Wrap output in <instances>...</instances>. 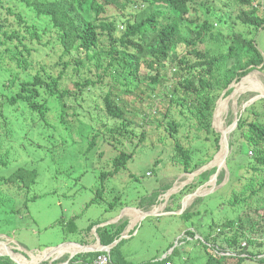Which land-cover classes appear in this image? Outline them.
Segmentation results:
<instances>
[{
    "label": "rangeland",
    "instance_id": "374dc122",
    "mask_svg": "<svg viewBox=\"0 0 264 264\" xmlns=\"http://www.w3.org/2000/svg\"><path fill=\"white\" fill-rule=\"evenodd\" d=\"M211 1L214 4L213 0ZM222 1L227 3L228 8H225L228 10L227 16L223 15V10L215 2L222 18L212 8L210 15L205 14L206 11L201 6L202 0H193L190 5L192 18L197 25L205 20L209 21L215 38L207 35V45L203 48L212 49L215 53L228 47L226 42L234 31L247 33V28L236 18L240 11L251 10L253 6L260 5L258 1L261 2L253 0L252 7H249L240 4L238 0ZM263 7L258 9L262 16ZM106 9L107 12L102 15V19L117 23L116 35L120 38L126 22L134 19L139 8L138 5L130 3L125 10L113 5H106ZM0 13L3 23L0 43L6 41L5 32H21L29 42L31 32H26V25L40 24L36 12L27 8L21 0H0ZM18 15L26 24L19 23ZM197 25L193 29H196ZM247 36L255 39L264 57V29L253 30L252 34ZM31 40L34 43L29 42V49L32 51L29 55L26 51L22 55L19 54L17 42L5 46L0 44V243H4L0 244V264H18L16 258L11 256L14 251L13 244L19 249L15 250L18 254L22 252L20 249L34 253L77 243L79 237L75 236L76 231L92 221L102 224L120 215L123 219L106 229L112 234L125 225L127 230L131 229L136 223L134 221L139 219L133 213L130 216L125 215L126 207L129 206L145 212L155 209L153 216L147 217L137 227L134 240L117 245L120 258L126 255L134 262L142 260L141 264L154 262L160 260L173 247L176 248L178 264L184 263L183 259L188 260L186 264H206L209 254L205 252L201 242L199 240L185 242L184 233L189 224L184 222L181 215H174V212L166 216L156 215L159 212V208H156L157 203L160 207L165 206V200L163 197V200H160L159 197L161 192L167 189L170 190L168 192L176 194L170 199L168 209L164 211L169 212L175 208L174 210L180 213L184 204L191 201L186 207L191 213L197 211L200 214L194 216L192 220L198 234L204 235L202 238L204 245H215L219 248H228L230 251H249L252 254L264 252V191L251 197L253 188L262 187L264 165L262 172L252 171L251 166L254 165L252 156L240 155L243 141L240 139L238 129L241 118L239 113L253 104L263 116L261 123L264 124V94L261 92V89H264V66L254 69L246 78L228 86L220 97L218 95L221 89L216 91L218 100L213 110L211 127L214 130L213 135L216 133L221 135V148L215 154L217 152L215 138L210 136V141L206 142L210 147L197 153L199 160L195 158V163L204 162L206 165H202L192 174H185L174 162L176 151L166 130L169 126L168 121H184L180 115V108L172 107L163 126L157 128V121H161L162 116L158 115L155 123L145 116L148 112L151 113L150 117L156 116L152 112L154 110L152 100L147 99L144 102L139 94H122L120 97L128 102L123 120L115 121L107 117L105 105H102L99 111L102 120L99 124L105 122L107 128L99 130L97 146L89 152V141L76 144L74 139L80 136L79 123L82 128L90 123L84 136L90 131V134H94L92 131L99 127L95 114L83 113L87 117L81 118L75 127H70L61 122V109L57 98L50 99L44 119L32 115L24 103L13 102L12 99L20 92L19 85H12L16 76L15 82L20 83L33 79L37 72H42L41 68L48 72L50 68L59 70L56 63L63 48L57 41V36L48 34L40 40L36 38ZM100 47L104 50L111 47L105 33L101 34ZM7 48L11 49L12 53L15 51L21 61H13L12 53H6ZM178 53L185 54V47L180 46ZM81 58L84 60V57ZM87 71L88 67L84 72L85 78ZM174 73L175 67L168 66V77L171 78ZM142 74L147 72L143 71ZM72 76L74 73L68 72L66 78ZM113 83L112 79H107V85ZM137 84L138 81L133 79L131 87ZM241 84L239 97L232 98L235 89ZM108 90V86L104 85L101 87V93L92 90L82 101L85 108L94 112L97 106L103 103ZM157 104L159 108H163L161 111L164 115L167 110L164 103L157 101L156 107ZM92 116L96 118L90 121L89 118ZM111 128L114 132H110ZM28 136L34 141L30 142ZM88 137L90 138V135ZM178 138L186 148L191 145L193 148L195 139L192 132L183 130ZM163 141L167 142L165 148L162 145ZM24 142H28L30 146H26ZM233 143L234 147L231 146ZM125 154L130 157L119 174L104 176L103 174L108 175L116 171L115 161ZM230 157L237 161L227 163ZM19 166H25L30 170L36 169L38 174L36 183L28 181V186H14L3 180L16 172ZM102 180H106L105 183H102ZM251 182H254L252 187L244 192L245 186ZM193 184L196 188L188 190V186ZM233 197L241 202L235 210L230 207V203L234 201ZM242 198L248 200L243 202ZM72 203L80 206V212L85 206L89 208L91 204L95 205L90 206L84 216L82 214L76 219L71 214H64L65 209ZM148 203L150 204L146 205ZM144 215L142 213L140 216ZM231 218H236V223H242L245 230L236 227L225 228L224 222ZM56 220L58 223H55ZM58 231L65 232L66 235L62 237L65 240H57ZM7 241L11 246V255H4L3 252L7 251L2 247H8L5 245ZM19 258L22 259L20 256ZM244 264L260 263L255 258H248Z\"/></svg>",
    "mask_w": 264,
    "mask_h": 264
},
{
    "label": "trees",
    "instance_id": "16d2710c",
    "mask_svg": "<svg viewBox=\"0 0 264 264\" xmlns=\"http://www.w3.org/2000/svg\"><path fill=\"white\" fill-rule=\"evenodd\" d=\"M238 1L249 7H252L253 4V0ZM21 2L27 8L33 9L37 14V19L40 20L39 25H26V32H31L29 33L30 44L34 43L31 40L33 38L40 40L43 36L55 34L63 49L56 63L59 70L50 68L48 72L45 68H41L42 72H37L31 80L16 83L14 79L17 76L13 79L12 85H19L20 92L12 101L24 103L32 115H38L44 119L50 99L57 98L61 109V122L70 127H75L81 118L87 117L83 113L95 114L99 127L92 131L94 134H90V131L84 136L90 123L85 128H82L79 123L80 136L77 137L78 139H74L76 144L89 141V152L97 146V139L100 138L99 130L107 128L105 122L99 124L102 120L99 113L102 105H105L107 117L120 121L123 120L124 114L127 112L128 104L120 96L122 94H139L144 102L147 99L153 101L154 110L152 112L156 116L150 117V112H148L145 114L148 119L155 123V120L159 118L158 115L162 116L163 119L157 121V128L163 126L172 107L180 108V115L184 121L170 120L166 130L170 134L169 138L176 151L174 162L183 173L192 174L202 165H206L204 162L195 163V158H198L199 151L210 147L206 143L210 141V136L215 138L214 143L217 151L215 154L221 148V135L218 133L213 135L214 130L211 127L213 110L218 97L236 80L240 81L254 69L264 66V57L258 49L255 39H250L247 36L252 34L253 30L264 29V15L259 14L258 10L262 8L261 4L253 6L251 10L239 12L236 19L247 28V33L234 31L232 37L226 42L228 47L215 53L212 49L203 48L204 45H207V35H211V38L214 39L215 34L212 32L208 20L197 25L192 18L190 5L193 0H21ZM213 2L214 4L211 0H202L201 6L206 11L205 14L210 15L212 8L216 14L220 15V11L216 9L218 4L219 8L223 10V15L227 16V3H223L222 0H213ZM130 3L138 5L139 9L135 13L134 19H129L126 22L124 33L118 38L116 35L117 23L102 19V15L107 12L106 5H113L125 10ZM18 19L21 25L26 24L20 15H18ZM44 20L45 24H43ZM195 25L197 27L193 29ZM2 28L0 13V30ZM102 33L106 34L111 45L108 50L100 47ZM4 35L6 43L1 42V45L17 42L16 47L20 55L24 51L28 55L32 52L29 49L28 38L21 32H5ZM180 46H184L186 49V53L183 55L178 53ZM6 53L11 54V49L7 48ZM81 57H84V60ZM12 60L21 61L15 51L12 53ZM171 65L175 67V73L170 78L167 69ZM87 67V77L85 78L84 72ZM143 71L147 74H142ZM68 72H73L74 76L66 78ZM108 78L112 79L114 83L107 85ZM133 79L138 81V84L131 87ZM103 85L108 86L109 90L105 94L103 103L97 106L94 112H91L85 108V103L82 101L92 90L101 93ZM219 89L221 92L217 97L216 91ZM229 93H231L230 90ZM157 101L164 103L167 109L164 115L161 111L163 108H159L158 104L156 107ZM254 106L253 104L247 109L244 108L239 113L241 118L238 129L240 139L243 141L240 155L244 154L243 157H245L254 152L252 156L254 165L251 166V170L262 172L264 124L261 123L263 116ZM96 117L92 116L89 120L93 121ZM183 130H189L194 134L193 148L192 145L186 148L180 142L178 136ZM110 132H114V129L111 128ZM87 135H90V138ZM28 138L30 142L34 141L31 136ZM24 143L26 146H30L28 142ZM162 145L165 148L167 142L163 141ZM231 146L234 147V143ZM129 157L130 155L125 154L121 159H117L115 161L116 171L103 175L118 174L120 169L125 167ZM236 161L230 157L227 163ZM230 171L232 172L231 168ZM234 172L235 166L233 174ZM37 177L36 169L30 170L25 166H19L16 172L3 180L14 186H28L27 182L36 183ZM105 181L102 180V183ZM253 183L246 185L244 192L250 189ZM194 185L188 186V190H193ZM262 191H264V176H262V187L253 188L251 197L257 196ZM162 192H166V190ZM233 199L230 207L235 210L241 202L236 197ZM242 200L246 202L248 198H242ZM199 215V212L191 213L188 209L181 217L185 223H188L194 216ZM235 219H227L224 222L225 228L236 227V229L245 230V226L242 223H236ZM125 226L119 228L114 234L106 228L102 229L99 232L102 244L112 245L120 237ZM187 236H191L194 239L192 241H195L194 234L189 230L186 231L184 240L190 243ZM199 241L205 252L209 254L206 264H244L248 258H255L260 264H264V252L258 254L242 250L229 252L228 248H215V245L207 246L203 241ZM117 253L116 247L111 252L112 260L115 264H120L116 256ZM228 253H236V255H227ZM176 257H178L176 248L172 247L160 260L144 264H178ZM23 260L27 264V261ZM182 261L184 263L181 264L188 263V260L183 259Z\"/></svg>",
    "mask_w": 264,
    "mask_h": 264
},
{
    "label": "clouds",
    "instance_id": "9594fccd",
    "mask_svg": "<svg viewBox=\"0 0 264 264\" xmlns=\"http://www.w3.org/2000/svg\"><path fill=\"white\" fill-rule=\"evenodd\" d=\"M258 3L259 4H261L262 5V7L264 6V0H261V2H259L258 1ZM258 6V5H257ZM264 8V7H263ZM249 76V75H248ZM237 81V80H236ZM235 81V82H236ZM233 85V84H232ZM250 156H253V153H251L250 154ZM207 172V171H206ZM119 174V173H118ZM200 174V173H199ZM168 191H170V190H166V192H161L162 194L160 195V197H159V199L160 200H165V206H162V207H160V205L157 203V206H156V208H162L163 209V212H162V214H159V213H156V215L158 216V217H160V216H166V215H170L172 212H174V215H182L185 211H187V207H186V205H188L189 206V203L191 202H189V201H187V203L186 204H184V207H183V211H181L180 213H177L176 211H171V210H169V212H167V211H164L165 209H168V204H169V202H170V199L174 196V194H176L175 192L174 193H170V192H168ZM191 195V194H190ZM197 195H202V194H200V193H197ZM162 197H163V199H162ZM191 197V196H190ZM186 207V208H185ZM127 208V207H126ZM128 208H130V209H127V211L125 212V215H131V211H133V210H135L133 207H128ZM153 209L154 208H152L151 209V211H148V212H145V211H141V212H143L144 214H145V216L143 217V218H141L139 221H137V223H134V225L131 227V229H129L128 228V230L126 229V227L124 228V230L122 231V233H121V235H120V237L119 238H117L115 241H114V243L112 244V245H110V246H103V245H101L100 244V242H99V244L98 245H96V246H94L93 248H92V250L91 251H89L88 253L87 252H81V253H79V254H77V255H75L74 257H72L71 259H69L70 258V256H68V255H64V256H62L61 258H64V257H67V259H68V263L67 264H74V263H77V264H82V263H84V262H86V261H88V260H92V259H95L98 255H100V254H103V255H105V256H108L109 258H110V261L112 262V264H115L114 262H113V260H112V256H111V252H112V250L114 249V248H116L117 247V245H120V243H122V242H124V241H127V240H131V239H133L135 236V234L137 233V227L143 222V220H145L147 217H149V216H153L152 214H154L153 213ZM137 211V210H136ZM139 211V210H138ZM176 212V213H175ZM197 211H195V213H196ZM124 215V216H125ZM155 215V216H156ZM123 218H122V216L121 217H119L118 219H116L115 221H112V223H118L119 221H121ZM116 225V224H115ZM108 226H113V224H109V225H101L100 226V228L99 229H101V228H106V227H108ZM195 225H193L192 224V226H191V228L189 229V231L190 232H192L193 234H194V237H195V241L196 240H203L202 238L204 237V235H199L198 234V231H197V229H196V227H194ZM126 229V230H125ZM118 229H116V231H117ZM91 231V230H90ZM186 231H188V230H186ZM186 231H185V233H186ZM95 233H96V228H95ZM185 233H184V236H185ZM188 237V240L189 241H192V240H194L193 238H191V236H187ZM7 240H9L8 238H6ZM11 240V239H10ZM15 242V241H14ZM13 242V243H14ZM0 244H4V243H0ZM10 243H9V241H7L6 243H5V245L7 246L8 245V250L11 252V246L9 245ZM71 246V245H70ZM70 246H66V247H59V248H48V249H46V250H44V251H40V252H34V253H31V252H27V255L28 256H26V255H24V252H21V251H23V249H20L21 251V253H18V254H16V252L17 251H15V250H19V249H16L15 247H17V246H15L14 244H13V250L14 251H12V256L13 257H15L16 259V261L18 262V264H21L20 263V258H19V256H21L22 258H24L29 264H37V261H36V256H37V254H39V253H44L45 251H47V250H49L50 251V254L54 257V256H56V255H58V253L60 252V251H62V250H64V249H68ZM19 248V247H18ZM215 248H219V247H215ZM93 249L95 250V251H93ZM170 252H172V250L170 251ZM67 253H70V252H67ZM66 253V254H67ZM84 253V254H83ZM86 253V254H85ZM80 255V256H79ZM84 256H88L87 258L86 257H84ZM247 256V255H246ZM78 257V258H77ZM86 258V259H85ZM260 258H262V257H260ZM85 259V260H84ZM43 264H45V263H43ZM60 264H65V263H60Z\"/></svg>",
    "mask_w": 264,
    "mask_h": 264
},
{
    "label": "crops",
    "instance_id": "0c3cea01",
    "mask_svg": "<svg viewBox=\"0 0 264 264\" xmlns=\"http://www.w3.org/2000/svg\"><path fill=\"white\" fill-rule=\"evenodd\" d=\"M59 205H61V204H59ZM95 205V203L94 204H91L90 206H94ZM90 206H89V208H90ZM79 205L77 206V205H75L74 203H72L70 206H69V208L68 209H65V211H64V214H71L72 215V217L73 218H76L77 219V217H80L82 214H83V216L85 215V213H86V211H88L89 210V208L87 207V206H85L84 208H82V211L80 212L79 211ZM126 209H130V208H126ZM155 209V208H154ZM161 208H159L158 210H159V212L158 213H160V212H163V209H161ZM175 208H173L172 210L173 211H175L174 210ZM112 211H115V210H112ZM133 214H134V216H136V218L137 219H141V218H143L144 216H140L139 215V211H138V213H137V211L136 210H133V211H131ZM154 213V212H153ZM176 213V212H175ZM83 216H82V218H83ZM120 217V215L119 216H115L110 222H103L102 224H96L95 222H89V223H87L86 225H84V226H82V227H80L79 228V230H77L76 231V233H75V236H77V237H79L78 238V242L77 243H74V244H71V246L70 245H68V246H70L68 249H64V250H62V251H60L59 253H58V255H56V256H54V257H52V259H54V262H50V263H52V264H60V263H65V264H67L68 263V259H67V257H64V258H61L62 256H64V255H68V256H70V258L69 259H71L72 257H74L75 255H77V254H79V253H81V252H89V251H91L92 250V248L94 247V246H96V245H98L99 244V242H100V244L101 245H103V246H105L104 244H102V239L100 238V235H99V232L100 231H102V229L103 228H101V229H99L100 228V226L101 225H109V224H113V226L117 223H112V221H115L116 219H118ZM64 218V217H63ZM81 218V219H82ZM75 219V222L77 221ZM80 219V220H81ZM139 220H136V221H134V222H136L137 223V221H139ZM193 222H194V220H192V221H190V222H188V224H189V226H188V228H187V230H189L190 228H191V226H192V224H193ZM55 223H58V220H56V222ZM92 226V229H91V231H90V227ZM95 228H96V233H95ZM63 235H66L65 234V232L64 233H61V232H59L58 231V238H57V240H60V241H63V240H65V239H63L62 237H63ZM135 236V235H134ZM135 238H133V239H131V240H134ZM59 247H61V246H57V247H55V248H59ZM64 247H66V246H64ZM93 251H95L94 249H93ZM22 252H24V255H26V256H28L27 255V252L28 251H26V250H24L23 249V251ZM67 252H70V253H67ZM67 253V254H66ZM84 254V253H83ZM86 254V253H85ZM80 256V255H79ZM117 257H118V259H119V263L120 264H141L142 262V260H138V261H136V262H134V261H131V260H129L127 257H126V255L123 257V258H120L119 256H118V253H117V255H116ZM23 261V260H22ZM49 263V264H50ZM45 264H48V263H45Z\"/></svg>",
    "mask_w": 264,
    "mask_h": 264
},
{
    "label": "built area",
    "instance_id": "2783aa9c",
    "mask_svg": "<svg viewBox=\"0 0 264 264\" xmlns=\"http://www.w3.org/2000/svg\"><path fill=\"white\" fill-rule=\"evenodd\" d=\"M229 252H232V251H229ZM227 255H234L235 256L236 253H228ZM242 256L245 257L244 255H242ZM52 257L53 256L50 254L49 250L45 251L44 253H39L36 256L37 264H43V263L49 264L50 262H54V259H52ZM50 264H52V263H50ZM82 264H112V262L110 261V258L108 256L100 254L95 259L88 260Z\"/></svg>",
    "mask_w": 264,
    "mask_h": 264
},
{
    "label": "bare ground",
    "instance_id": "6f19581e",
    "mask_svg": "<svg viewBox=\"0 0 264 264\" xmlns=\"http://www.w3.org/2000/svg\"><path fill=\"white\" fill-rule=\"evenodd\" d=\"M241 86H242V84L241 85H239L238 86V88L237 89H235V92H234V95L232 96V98H234V99H236L237 97H239V95H240V89H241ZM261 87H262V85H261ZM263 88H264V86H263ZM261 92L264 94V89H261ZM231 109V108H230ZM224 146H225V144H224ZM223 148H225V147H223ZM222 160V159H221ZM192 178V177H191ZM183 183V182H182ZM137 213H138V211H137ZM143 212H140L139 211V215H141ZM4 249H6L7 251H3L4 252V255L6 254V255H11L10 253V251L8 250V248L7 247H4V246H2ZM1 252V251H0ZM12 256V255H11ZM21 257V256H20ZM24 259V258H23ZM22 259H20V261H21ZM21 264H26L25 263V261H22V263ZM27 264H29L28 262H27Z\"/></svg>",
    "mask_w": 264,
    "mask_h": 264
},
{
    "label": "water",
    "instance_id": "95a60500",
    "mask_svg": "<svg viewBox=\"0 0 264 264\" xmlns=\"http://www.w3.org/2000/svg\"><path fill=\"white\" fill-rule=\"evenodd\" d=\"M222 140L225 142V140L222 138Z\"/></svg>",
    "mask_w": 264,
    "mask_h": 264
}]
</instances>
